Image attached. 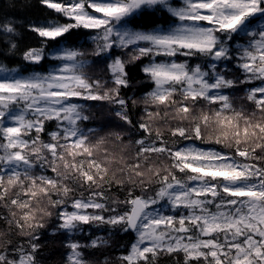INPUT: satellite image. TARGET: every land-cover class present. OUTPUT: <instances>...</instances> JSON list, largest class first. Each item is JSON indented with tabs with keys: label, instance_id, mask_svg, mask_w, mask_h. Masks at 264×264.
<instances>
[{
	"label": "snow or ice",
	"instance_id": "obj_1",
	"mask_svg": "<svg viewBox=\"0 0 264 264\" xmlns=\"http://www.w3.org/2000/svg\"><path fill=\"white\" fill-rule=\"evenodd\" d=\"M0 13V264H264V0H36Z\"/></svg>",
	"mask_w": 264,
	"mask_h": 264
},
{
	"label": "trees",
	"instance_id": "obj_2",
	"mask_svg": "<svg viewBox=\"0 0 264 264\" xmlns=\"http://www.w3.org/2000/svg\"><path fill=\"white\" fill-rule=\"evenodd\" d=\"M36 0H0V13L8 10L9 5L13 4L16 6L15 10H13V14L35 19L37 17L43 18V13L39 11V9L35 7H24V5L30 4L35 5ZM45 253L46 264H57L60 255L59 242H46L45 247L43 249ZM161 264H168L167 260H162Z\"/></svg>",
	"mask_w": 264,
	"mask_h": 264
}]
</instances>
